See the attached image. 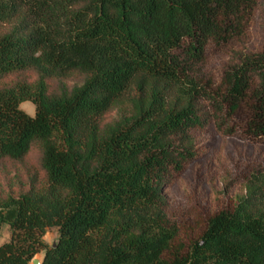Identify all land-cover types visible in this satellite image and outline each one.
<instances>
[{
  "label": "trees",
  "instance_id": "obj_1",
  "mask_svg": "<svg viewBox=\"0 0 264 264\" xmlns=\"http://www.w3.org/2000/svg\"><path fill=\"white\" fill-rule=\"evenodd\" d=\"M263 2L0 0V163L36 146L45 173L0 196V264H264V20L249 46ZM213 53L225 62L208 69ZM207 128L262 151L235 191L179 210L166 188Z\"/></svg>",
  "mask_w": 264,
  "mask_h": 264
},
{
  "label": "rangeland",
  "instance_id": "obj_2",
  "mask_svg": "<svg viewBox=\"0 0 264 264\" xmlns=\"http://www.w3.org/2000/svg\"><path fill=\"white\" fill-rule=\"evenodd\" d=\"M264 20V2L259 14V20L252 31L249 42L250 47H256L262 38V22ZM225 62V56L213 53L207 64L208 69H217ZM84 77L78 73L70 74L63 82L68 87L81 84ZM58 80L51 81V89L59 85ZM20 108L27 114L34 116L36 106L30 101L20 104ZM117 110L109 112L107 122L116 119ZM200 146L205 150L200 161L194 163L170 187L166 188L169 201L179 210L199 200H209L218 196L222 191L233 192L237 186L232 184L235 169L245 159H252L262 151L258 143L239 140L236 138L222 140L216 138L210 128L200 136ZM42 153L38 147H33L24 161L13 163L4 161L0 163V196L17 195L27 190L32 182H43L45 173L41 167ZM230 183V184H229ZM229 184V185H228ZM11 231L8 225L0 227V245L8 242ZM59 239L57 227L48 228L43 240L49 247H53Z\"/></svg>",
  "mask_w": 264,
  "mask_h": 264
},
{
  "label": "water",
  "instance_id": "obj_3",
  "mask_svg": "<svg viewBox=\"0 0 264 264\" xmlns=\"http://www.w3.org/2000/svg\"><path fill=\"white\" fill-rule=\"evenodd\" d=\"M59 240V239H58ZM58 243V241H57ZM57 243L53 246L56 247ZM46 253L44 251L38 253L30 262V264H44Z\"/></svg>",
  "mask_w": 264,
  "mask_h": 264
}]
</instances>
